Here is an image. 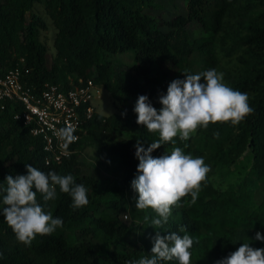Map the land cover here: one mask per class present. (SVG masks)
<instances>
[{
  "label": "trees",
  "instance_id": "obj_1",
  "mask_svg": "<svg viewBox=\"0 0 264 264\" xmlns=\"http://www.w3.org/2000/svg\"><path fill=\"white\" fill-rule=\"evenodd\" d=\"M38 4L57 30L51 62L41 37L48 23L35 11ZM164 11L160 0H0V73L20 68L25 86L36 91L46 83L67 88L71 79H93L122 103L113 115L96 113L78 144L71 145L76 152L51 164L46 163L43 139L15 118L22 105L7 101L3 108L0 103V183L9 174H26L25 165L33 164L45 172L73 174L89 189L90 200L74 210L70 195L58 188L49 210L64 219V226L38 235L30 247L17 241L0 215V250L5 253L0 264H128L151 254L156 229L144 218L157 214L136 208L138 193L130 196L128 190L137 175V141L147 147L159 134L137 123L134 107L139 95L146 94L158 109L159 96L171 81L185 78V71L213 67L231 87L248 93L255 111L237 125L210 122L187 141L176 138L175 146L187 143L185 152L203 156L211 170L197 202L192 204L190 195L182 198L187 203L173 207L165 227L171 232L186 226L198 239L192 264H214L243 242L264 248V241L255 239L258 230L264 233V0H185L178 14L164 16ZM193 22L200 24L201 35H193ZM128 52L134 61L121 79L111 56ZM166 62L175 74L163 71ZM117 131L128 137H118ZM89 140L108 159L112 176L107 181L82 171L79 157ZM175 146L165 143L152 154ZM246 162L236 184H216L214 177ZM260 188L262 200L255 202ZM124 212L131 214V224L120 218Z\"/></svg>",
  "mask_w": 264,
  "mask_h": 264
},
{
  "label": "clouds",
  "instance_id": "obj_2",
  "mask_svg": "<svg viewBox=\"0 0 264 264\" xmlns=\"http://www.w3.org/2000/svg\"><path fill=\"white\" fill-rule=\"evenodd\" d=\"M184 74L185 78L171 81L166 94L159 96L161 108L157 109L146 94L139 95L134 107L137 123L159 134V139L147 147L139 140L135 145V156L139 160L137 175L131 182L138 193L135 206L141 210L151 208L157 215L144 218L156 229L151 254L130 260L128 264H167L171 261L192 264L191 250L198 239L186 226L171 232H167L165 226L173 207L187 203L182 198L190 195L191 203L197 202L211 167L203 156L186 153L187 143L184 147L175 146L176 138L187 141L198 128H207L210 122L237 125L255 111L248 93L231 87L225 82L224 73L216 68L198 73L185 71ZM123 115H127L126 111ZM75 132L76 127L71 124L58 131L65 154H68L70 143L78 138ZM215 135L218 137L219 132ZM168 142L175 146L170 152L153 156L154 150ZM25 167L26 174H9L0 183V215L11 226L17 241L30 247L38 235H51L64 226V219L49 210L50 202L58 197V188L70 195L74 210L87 206L90 200L89 189L77 183L73 174H59L55 170L45 172L33 164ZM161 230L166 234L162 235ZM255 239L264 241V233L258 230ZM4 258L5 253L0 250V261ZM214 264H264V248L243 242Z\"/></svg>",
  "mask_w": 264,
  "mask_h": 264
},
{
  "label": "built area",
  "instance_id": "obj_3",
  "mask_svg": "<svg viewBox=\"0 0 264 264\" xmlns=\"http://www.w3.org/2000/svg\"><path fill=\"white\" fill-rule=\"evenodd\" d=\"M23 72L20 68H13L0 73V103L4 108L7 101L19 102L22 111L16 113L15 118L22 119L31 126L34 135L44 141L47 152L46 163L62 161L69 157L76 148L71 145L79 142L86 124L99 113L93 101L101 96V85L93 79H71L70 87H63L56 83H46L40 90L25 86L22 80ZM74 125L78 138L70 143L67 150L62 147L59 129Z\"/></svg>",
  "mask_w": 264,
  "mask_h": 264
},
{
  "label": "rangeland",
  "instance_id": "obj_4",
  "mask_svg": "<svg viewBox=\"0 0 264 264\" xmlns=\"http://www.w3.org/2000/svg\"><path fill=\"white\" fill-rule=\"evenodd\" d=\"M164 4V16L170 15L174 16L178 14L179 12L183 11L184 9V3L185 0H175L177 5H174L175 3H172L171 0H160ZM35 11L39 13L45 21L48 23V29L43 30L41 37L42 40L48 45L50 49L49 54V61L51 62L53 59V54L55 53V37L57 30L55 28L54 23L52 20L48 17V15L45 12V9L41 4H38L35 8ZM193 35L199 36L202 33L201 26L197 22H193L189 25ZM111 58L115 62V71L119 78L125 79L127 76V69L129 65H131L134 61V53H124V54H117L112 55ZM163 71H165L168 74H175L176 68L170 63L166 62L164 63L162 67ZM101 96L99 98H95L93 101V105L97 109V111L104 115L109 116L113 115L114 113L120 111V107L122 106V103L118 98H115L109 90H106L103 86L101 87ZM160 106L159 108H161ZM158 108V109H159ZM195 133V132H194ZM193 133V134H194ZM118 137H128L126 133L118 132ZM80 166L82 168L83 173L88 175H100L104 181H107L112 176V169L106 168V163L108 162V159L105 157H102L100 155L99 149L94 146L91 141L89 140L87 144L82 148L81 154H80ZM249 163H245L243 167L237 166L232 167L230 170H227L224 174H219L218 176L214 177L215 182L217 185L221 186L222 188H227L230 184H236L239 181V176H241L244 172L245 165L247 166ZM128 194L130 196H135V191L133 189L128 190ZM263 197V189H257L255 193V202H259L262 200ZM120 218L123 222L127 224L132 223V217L129 212H124L120 214ZM72 240H76L77 234H70ZM79 239V238H77Z\"/></svg>",
  "mask_w": 264,
  "mask_h": 264
}]
</instances>
